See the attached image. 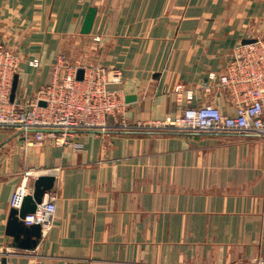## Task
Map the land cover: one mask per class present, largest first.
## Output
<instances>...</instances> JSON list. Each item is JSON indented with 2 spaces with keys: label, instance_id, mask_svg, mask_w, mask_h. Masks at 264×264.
<instances>
[{
  "label": "crops",
  "instance_id": "obj_1",
  "mask_svg": "<svg viewBox=\"0 0 264 264\" xmlns=\"http://www.w3.org/2000/svg\"><path fill=\"white\" fill-rule=\"evenodd\" d=\"M90 6L96 18L82 33ZM256 37L264 38V0H0V42L21 58L16 101L56 76L63 52L79 65L120 70L122 81L111 86L125 102L106 129L74 131L78 147L34 143L32 134L0 127L6 264L264 260V136L144 125L187 105L234 112L229 90L210 74L223 73L234 47ZM28 170L31 187L39 175L56 176L44 197L54 194L56 209L32 249L6 232L11 195Z\"/></svg>",
  "mask_w": 264,
  "mask_h": 264
},
{
  "label": "built area",
  "instance_id": "obj_2",
  "mask_svg": "<svg viewBox=\"0 0 264 264\" xmlns=\"http://www.w3.org/2000/svg\"><path fill=\"white\" fill-rule=\"evenodd\" d=\"M20 61L17 52L0 42V127L32 134L34 143L49 140L57 146L78 147L81 143L73 139L74 131L106 129L107 116L122 110L125 104L120 91L111 86L122 81L120 70L102 64L79 65L63 52L55 62L56 76L40 86L35 96L19 102L12 100L14 74ZM29 64L38 66L39 59L33 58ZM80 68L84 69L82 78L78 77ZM210 77L229 90L234 112H225L212 102L187 105L177 115L144 125L162 130L234 131L264 136V38L237 44L225 71L218 76L212 73ZM206 89L211 90V86ZM185 97L191 102L193 94L187 92ZM32 174V170L25 172L24 180L11 195V207L21 208L25 196L32 192L33 186L27 182ZM55 199L54 194H49L35 211L22 218L23 222L41 223L44 232L51 224ZM0 264H3L1 254Z\"/></svg>",
  "mask_w": 264,
  "mask_h": 264
},
{
  "label": "water",
  "instance_id": "obj_3",
  "mask_svg": "<svg viewBox=\"0 0 264 264\" xmlns=\"http://www.w3.org/2000/svg\"><path fill=\"white\" fill-rule=\"evenodd\" d=\"M97 14L96 6H90L84 21L81 26L82 33H89L92 30L95 18ZM255 38H248L243 40V42L253 41ZM84 69L80 68L78 72V77L82 78ZM18 85V75H15L12 86L11 99L14 100L16 89ZM135 94H128L126 96L127 101H132L136 99ZM45 103V102H41ZM56 176L53 174H42L39 175L33 184L32 192L28 193L23 201L21 208L11 207L9 218L7 221L6 232L9 235L15 237V242L18 247L32 249L35 248L43 234L41 223H32L26 225L22 218L30 212L35 211L38 203H41L45 197L46 192H50L54 186ZM3 264H6V259H3Z\"/></svg>",
  "mask_w": 264,
  "mask_h": 264
},
{
  "label": "rangeland",
  "instance_id": "obj_4",
  "mask_svg": "<svg viewBox=\"0 0 264 264\" xmlns=\"http://www.w3.org/2000/svg\"><path fill=\"white\" fill-rule=\"evenodd\" d=\"M180 93V91H178ZM264 263V260L262 258L257 259V264H262Z\"/></svg>",
  "mask_w": 264,
  "mask_h": 264
}]
</instances>
